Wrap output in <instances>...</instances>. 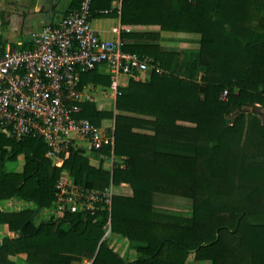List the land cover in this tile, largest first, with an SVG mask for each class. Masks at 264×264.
Returning a JSON list of instances; mask_svg holds the SVG:
<instances>
[{"label":"trees","instance_id":"obj_1","mask_svg":"<svg viewBox=\"0 0 264 264\" xmlns=\"http://www.w3.org/2000/svg\"><path fill=\"white\" fill-rule=\"evenodd\" d=\"M114 1L95 0L93 16ZM79 3L73 0L67 16ZM120 11L123 26H145V44L123 50L153 59L163 73L152 72L145 83L131 80L116 110L150 119L80 105L78 119L114 136V147L100 154L124 161L110 170L74 149L59 168L39 138L0 134V203L17 199L35 207L0 210V226L16 233L4 238L0 264H15L20 254L28 264H187L191 255L210 264H264V0H122ZM162 32L198 36L196 57L163 51ZM88 83L109 87L111 79L95 70L83 75L81 86ZM20 155L23 169L8 171ZM65 173L80 187L126 184L133 193L115 195L111 212L39 222ZM160 194L190 199L192 215H160ZM119 237L136 244L138 259L115 251Z\"/></svg>","mask_w":264,"mask_h":264},{"label":"built area","instance_id":"obj_2","mask_svg":"<svg viewBox=\"0 0 264 264\" xmlns=\"http://www.w3.org/2000/svg\"><path fill=\"white\" fill-rule=\"evenodd\" d=\"M94 2L80 0L71 15L33 33L31 48L5 46L0 26V134L15 141L39 138L48 148L47 158L59 168L72 149L100 154L104 147H114L112 134L76 117L81 104L93 101L82 89L83 75L107 66L118 97L122 77L163 73L153 59L125 52L119 41L99 36L92 25ZM227 95L225 91L222 99ZM114 196L113 185L92 190L65 173L56 184L53 209L60 215L94 216L111 212ZM111 231L110 217L104 240Z\"/></svg>","mask_w":264,"mask_h":264},{"label":"crops","instance_id":"obj_3","mask_svg":"<svg viewBox=\"0 0 264 264\" xmlns=\"http://www.w3.org/2000/svg\"><path fill=\"white\" fill-rule=\"evenodd\" d=\"M7 1L10 3L15 2L18 6L19 11L24 13V17H16L0 9V26L4 30V45L11 47H16V46L23 47L27 43L31 44L32 34L40 31L43 27L47 25L59 23L62 19H64L67 16L70 6L72 5L73 2V0H68L66 9L61 12L59 10V5H61L62 3L64 4L63 0H7ZM121 2L122 0H115L111 5L110 10H104L100 12L98 11L94 13L92 20V25L94 30L99 34V36L102 39L107 41H119L124 47L134 45L135 43L145 44V36H143L145 35V26H141V27L123 26L121 11H120ZM73 11L75 10L73 9ZM34 20H37L39 22L36 23ZM20 25H23L22 29H20ZM6 30L9 31L8 38H6L5 35ZM139 34L141 35V37L138 36ZM176 36H190L188 38H192V40L195 41L199 40V37L192 35L162 32L161 38L158 42L159 45L161 46V49L163 51L180 52L179 50L171 49V47H169L170 45L168 46L167 43L168 39L174 38ZM96 72L99 75L110 77V72L107 66H100L96 70ZM151 73L152 72H146L139 75L136 78L126 77V76L122 77L120 79V89L128 87L131 80L142 83L149 82ZM111 84H112V79H111ZM82 89L88 94L92 95L93 101L89 103H94L96 107L98 103L99 104L101 103V105H103L102 108H97L99 111H111V109L108 108L107 105L113 104L116 106L117 97L115 96V93L112 91L111 85L109 87H105L94 83H88L86 85H83ZM80 111H81V107H80ZM116 113L117 114L121 113L128 116L140 117L143 119H150L145 116H138L136 114H131V113L118 112V111H116ZM136 132L145 133L146 131L136 130ZM83 154L89 157L90 161L91 160L95 161L94 159L91 158V156L93 155L99 157L100 161H98L97 163H99V165L102 164L103 166L108 165L107 161L109 159L116 160V163L118 164H122L124 161V158L122 157H117V156L103 157L102 155L94 152H90L89 150H86ZM113 166L114 165L111 164L110 168H112ZM122 188L126 189L128 195H132L133 193L132 189L128 185L123 184ZM2 204H3V208L0 206V210L5 212H16L25 209L22 201H19L17 199L2 202ZM12 204H15L16 206H18V208L11 210L9 207H11ZM43 211H48V210H43ZM43 211H41L38 215L39 222L43 220H49L52 218L49 217L44 219V217L42 216ZM6 237L15 238L16 233L7 232L3 228V226H0V246L2 245L3 240ZM12 260L14 261L15 264H24L23 261L26 262L24 254L17 255L13 257Z\"/></svg>","mask_w":264,"mask_h":264},{"label":"rangeland","instance_id":"obj_4","mask_svg":"<svg viewBox=\"0 0 264 264\" xmlns=\"http://www.w3.org/2000/svg\"><path fill=\"white\" fill-rule=\"evenodd\" d=\"M63 2H64V4L62 3L61 5H59V10L61 12L66 9V7H67L66 5H67L68 0H63ZM34 21L36 23L39 22L37 20H34ZM5 35H6V38H8V36H9L8 30H6ZM188 37H190V36H176L174 38L168 39L167 43H168V46L170 45L169 47H171V49L179 50L180 53H186L190 58H195L196 55L198 54L199 50H200V41L197 39H196L197 41H195V40H192V38H188ZM196 37H198V36H196ZM16 47L19 48V46H16ZM102 107H103V105H101V103L97 104V108H102ZM107 107L110 108L111 111H114V112L117 111L116 106L113 104L107 105ZM244 111L251 112L252 109L246 108V109H244ZM254 112H256L259 115L262 113V111L259 109L257 111L254 110ZM91 158L95 160V161L91 160L93 165L98 167L99 163H97V162L100 161V158L96 157L95 155L91 156ZM107 162H108V165L103 166L106 168V170L111 169L110 168L111 164L112 165L118 164V163H116V160H111V159H109ZM23 166H24V156L20 155L17 160H15L13 162H9L7 164V170L19 172L23 169ZM120 187H115V195H128L126 189H124L125 187L122 188V185ZM22 203L24 204L25 208H35L34 205H32V204H28L25 202H22ZM0 206L3 208L2 203H0ZM9 208L12 210V209L18 208V206H16L15 204H12L11 207H9ZM155 209H156L157 213H159L160 215H163V216L176 217V216L180 215V216H183L187 219L192 215V201L190 199H184V198L160 194V195H157L155 197ZM7 210H8V208H7ZM53 215L57 216V217L60 216V214L55 212L53 207L51 209H49L48 211H43V213H42V216L44 217V219L49 218V217H53ZM112 240L113 239L111 238L110 243H112ZM112 246L115 249V251H117L125 260L135 261L139 257V253L136 251V244H133V243L129 242L128 240L122 238V237L116 238L114 240ZM23 262H24V264H27L25 261H23ZM187 264H210V263H208V262H196L194 255H191L187 261Z\"/></svg>","mask_w":264,"mask_h":264},{"label":"water","instance_id":"obj_5","mask_svg":"<svg viewBox=\"0 0 264 264\" xmlns=\"http://www.w3.org/2000/svg\"><path fill=\"white\" fill-rule=\"evenodd\" d=\"M0 9L9 13L12 16L24 17V13L20 12L18 6L15 2H8L7 0H0ZM23 28V25H20V29ZM264 125V119H263Z\"/></svg>","mask_w":264,"mask_h":264}]
</instances>
